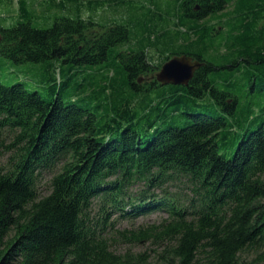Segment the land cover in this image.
<instances>
[{
  "label": "trees",
  "instance_id": "obj_1",
  "mask_svg": "<svg viewBox=\"0 0 264 264\" xmlns=\"http://www.w3.org/2000/svg\"><path fill=\"white\" fill-rule=\"evenodd\" d=\"M133 2L0 22V264H264V0ZM180 54L187 86L139 82Z\"/></svg>",
  "mask_w": 264,
  "mask_h": 264
},
{
  "label": "rangeland",
  "instance_id": "obj_2",
  "mask_svg": "<svg viewBox=\"0 0 264 264\" xmlns=\"http://www.w3.org/2000/svg\"><path fill=\"white\" fill-rule=\"evenodd\" d=\"M11 1V2H9ZM30 4H31V9H35V13H40L39 10H40V5H43V3L47 0H27ZM54 3H58L60 0H53ZM132 1H136V2H133L132 4L133 5H138V2L142 3V5H145L146 7H149L150 8V11H153L154 12H157V10H161L163 13H165L166 11H168V8L165 9V5H166V2L167 0H155L154 2H151L149 0H132ZM17 0H0V17L2 18H7L8 21L4 22L3 20L0 19V22L8 27L9 25V22H11V19L14 18V16H16V13H17ZM110 7L106 5L98 8L96 11H94V16L96 17V19H101L102 21L105 20L104 18L106 17H111V14H113L114 12H111L110 10ZM56 9L52 10V12H47L45 13V18H40L38 19L36 22H32L33 25L35 27H38V28H47L49 26L52 25V22H53V19H54V11ZM83 17L86 18L87 15H89V11H87V9H83ZM119 12V11H118ZM57 14H59L58 16H64L65 14L63 13H60V12H55ZM129 13V10L128 9H123L120 14L125 17V18H129L130 15H128ZM130 14V13H129ZM131 22H133L135 20V17H131ZM97 30H95L96 32ZM152 63L154 65H156L157 62L152 61ZM161 67H159L158 69L156 70H151L149 71L147 74L144 75L143 79H140V83H142L143 81L144 82H149L151 80H153L155 77V74L160 70ZM22 76V75H21ZM0 81L3 82L4 84H13L16 82V79H11V78H7L5 76V74L3 72H0ZM2 139V137H0V140ZM2 141H0V163H2L3 161H5L4 159L6 158L5 156L3 157L2 154H3V151H4V148H2L3 146L1 145ZM5 143V142H4ZM6 143H8L6 141ZM44 179V183L45 181H47L49 179V176L45 175L43 177ZM42 183V186H41V190L40 192L42 194H46L48 192V186L47 184H44ZM163 213L161 214L160 212H152L150 214H147V215H143V216H139L138 218L136 219H127V220H117V225L116 227L122 229V228H136L138 226H142V225H146L148 223H152V222H156L158 220L161 219ZM128 246L126 247H120V251H123L124 249H127ZM146 248V250L149 249V245L147 244H137V245H133L131 247V250L134 251V252H138V251H142Z\"/></svg>",
  "mask_w": 264,
  "mask_h": 264
},
{
  "label": "water",
  "instance_id": "obj_3",
  "mask_svg": "<svg viewBox=\"0 0 264 264\" xmlns=\"http://www.w3.org/2000/svg\"><path fill=\"white\" fill-rule=\"evenodd\" d=\"M202 64L190 56L180 54V56H173L163 63L154 77L161 85L187 86L196 70L203 66Z\"/></svg>",
  "mask_w": 264,
  "mask_h": 264
}]
</instances>
